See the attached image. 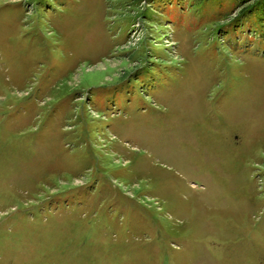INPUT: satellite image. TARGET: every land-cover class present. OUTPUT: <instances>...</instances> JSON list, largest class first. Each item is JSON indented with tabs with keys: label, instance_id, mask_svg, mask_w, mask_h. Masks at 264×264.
Here are the masks:
<instances>
[{
	"label": "rangeland",
	"instance_id": "rangeland-1",
	"mask_svg": "<svg viewBox=\"0 0 264 264\" xmlns=\"http://www.w3.org/2000/svg\"><path fill=\"white\" fill-rule=\"evenodd\" d=\"M0 264H264V0H0Z\"/></svg>",
	"mask_w": 264,
	"mask_h": 264
}]
</instances>
